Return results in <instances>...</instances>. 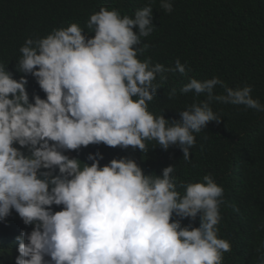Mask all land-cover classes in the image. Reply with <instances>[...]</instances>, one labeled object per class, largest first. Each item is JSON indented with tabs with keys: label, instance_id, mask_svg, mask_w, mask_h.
<instances>
[{
	"label": "clouds",
	"instance_id": "9594fccd",
	"mask_svg": "<svg viewBox=\"0 0 264 264\" xmlns=\"http://www.w3.org/2000/svg\"><path fill=\"white\" fill-rule=\"evenodd\" d=\"M160 7L171 13L172 0H160ZM152 21L151 5L134 17L101 7L87 24L93 38L72 23L45 38L26 39L16 71L36 78L46 94L34 96V103L27 79L17 81L0 64V221L14 210L32 226L15 238V264H223L231 251L230 242L218 238L224 189L211 175L180 184L181 194L174 166L160 176L145 175L132 159L101 167L99 152L87 157L91 166L64 154L101 143L147 153L145 142L156 141L165 151L178 146L189 161L193 133L222 120L210 102L264 112L251 86L233 89L214 77L191 78L180 89L206 93L207 100L179 112V121L152 114L148 102L160 89L157 75L166 80L168 72L186 73L179 59L166 68L137 58L148 48L141 38L155 30ZM217 85L226 94L214 95ZM175 95L173 89L168 99ZM54 205L62 210L54 212ZM198 215L199 227L182 226L181 220Z\"/></svg>",
	"mask_w": 264,
	"mask_h": 264
},
{
	"label": "trees",
	"instance_id": "16d2710c",
	"mask_svg": "<svg viewBox=\"0 0 264 264\" xmlns=\"http://www.w3.org/2000/svg\"><path fill=\"white\" fill-rule=\"evenodd\" d=\"M172 4L173 11L167 13L160 0H0V64L17 81L22 76L27 79L30 103H34V96L46 99L36 78L16 71L22 55L19 49L26 39L45 38L53 29L72 23L84 30L86 38H93L87 24L101 7L115 9L122 17H134L136 10L151 5L155 30L141 38V47L147 44L148 48L137 58H150L153 65L166 68H174L179 59L186 66L184 75L168 72L166 80L157 75L154 83L160 89L148 102L152 114H162L169 122L179 121V112L207 100L206 93L194 90L181 94L180 89L191 78L205 81L216 77L233 89L251 86L253 99L264 104V0H172ZM133 31L138 33L137 28ZM173 89L176 95L168 99ZM223 94L224 88L217 85L214 95ZM210 106L222 120L219 124L209 122L200 133H193L196 144L190 149L189 161L183 159L178 146L165 151L156 141L145 142L147 153L101 143L64 154L71 152L70 159L91 166L87 157L99 152L103 156L101 167L113 159H132L145 175L160 176L164 168L174 166L181 194L185 189L180 184L202 182L205 175H211L224 189L218 238L232 246L223 254V264H258L264 254V112L217 101ZM52 210L58 212L62 206L54 205ZM173 219L179 218L174 215ZM181 224L199 227V215L195 220L185 218ZM22 231L30 233L32 226L24 225L14 210L0 221V264H15L19 255L15 238Z\"/></svg>",
	"mask_w": 264,
	"mask_h": 264
},
{
	"label": "rangeland",
	"instance_id": "374dc122",
	"mask_svg": "<svg viewBox=\"0 0 264 264\" xmlns=\"http://www.w3.org/2000/svg\"><path fill=\"white\" fill-rule=\"evenodd\" d=\"M67 156H68V157H72V155H71L70 153H67Z\"/></svg>",
	"mask_w": 264,
	"mask_h": 264
}]
</instances>
